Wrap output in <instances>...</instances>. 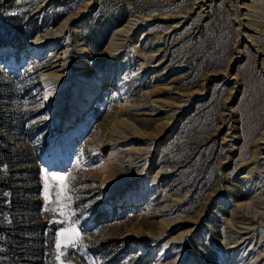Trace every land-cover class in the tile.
<instances>
[{"label":"rangeland","instance_id":"rangeland-1","mask_svg":"<svg viewBox=\"0 0 264 264\" xmlns=\"http://www.w3.org/2000/svg\"><path fill=\"white\" fill-rule=\"evenodd\" d=\"M53 174L70 264H264V0H0V264H57Z\"/></svg>","mask_w":264,"mask_h":264},{"label":"snow or ice","instance_id":"snow-or-ice-1","mask_svg":"<svg viewBox=\"0 0 264 264\" xmlns=\"http://www.w3.org/2000/svg\"><path fill=\"white\" fill-rule=\"evenodd\" d=\"M52 179L57 183L52 185L51 188H55L54 193L55 200L51 199L50 195V185L48 183V177H44V199L47 204H55L56 212L58 215L64 217L62 220H57V223L66 224V227L61 228L56 233V261L57 264H70V261L67 260L65 253L69 248L76 247L81 242V233L76 228L75 221H72L68 216L67 201L70 200L69 196V182L66 177L59 175H52Z\"/></svg>","mask_w":264,"mask_h":264},{"label":"bare ground","instance_id":"bare-ground-1","mask_svg":"<svg viewBox=\"0 0 264 264\" xmlns=\"http://www.w3.org/2000/svg\"><path fill=\"white\" fill-rule=\"evenodd\" d=\"M129 25H130V23H128V24L123 28V30L126 29V28H128ZM115 36H116V35H115ZM249 135H250V134H249ZM252 136H253V135H252Z\"/></svg>","mask_w":264,"mask_h":264}]
</instances>
